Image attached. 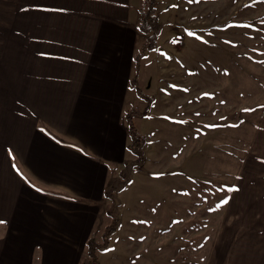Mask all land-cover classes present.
Wrapping results in <instances>:
<instances>
[{
  "label": "rangeland",
  "instance_id": "obj_1",
  "mask_svg": "<svg viewBox=\"0 0 264 264\" xmlns=\"http://www.w3.org/2000/svg\"><path fill=\"white\" fill-rule=\"evenodd\" d=\"M154 1L153 22L140 0L148 18L123 112L130 149L94 200L77 264H233L219 250L223 202L243 173L263 170L264 0ZM24 7L0 0L1 21L21 25Z\"/></svg>",
  "mask_w": 264,
  "mask_h": 264
},
{
  "label": "crops",
  "instance_id": "obj_2",
  "mask_svg": "<svg viewBox=\"0 0 264 264\" xmlns=\"http://www.w3.org/2000/svg\"><path fill=\"white\" fill-rule=\"evenodd\" d=\"M140 4L25 0L21 25L0 18V264H77L94 200L129 150ZM256 148L263 170L242 174L218 233L233 264H264V144Z\"/></svg>",
  "mask_w": 264,
  "mask_h": 264
},
{
  "label": "trees",
  "instance_id": "obj_3",
  "mask_svg": "<svg viewBox=\"0 0 264 264\" xmlns=\"http://www.w3.org/2000/svg\"><path fill=\"white\" fill-rule=\"evenodd\" d=\"M146 5L149 7V10L151 11V17H152V21L154 22V18L152 16L153 14V6L155 4L154 0H145ZM139 17H140V22H141V26L140 29L144 28V25H146V19L148 18V16L145 14V12L142 9H139ZM129 136L132 139V147H134V145L138 142V140L136 139V137L134 136V134H132V131H129ZM129 149H130V144H129ZM89 245V250H91L92 248V242H88Z\"/></svg>",
  "mask_w": 264,
  "mask_h": 264
},
{
  "label": "snow or ice",
  "instance_id": "obj_4",
  "mask_svg": "<svg viewBox=\"0 0 264 264\" xmlns=\"http://www.w3.org/2000/svg\"><path fill=\"white\" fill-rule=\"evenodd\" d=\"M223 203H227V201H224Z\"/></svg>",
  "mask_w": 264,
  "mask_h": 264
}]
</instances>
